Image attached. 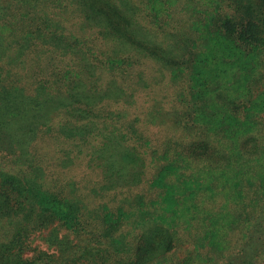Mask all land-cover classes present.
Instances as JSON below:
<instances>
[{"label": "trees", "instance_id": "obj_1", "mask_svg": "<svg viewBox=\"0 0 264 264\" xmlns=\"http://www.w3.org/2000/svg\"><path fill=\"white\" fill-rule=\"evenodd\" d=\"M0 264H264V0H0Z\"/></svg>", "mask_w": 264, "mask_h": 264}, {"label": "rangeland", "instance_id": "obj_2", "mask_svg": "<svg viewBox=\"0 0 264 264\" xmlns=\"http://www.w3.org/2000/svg\"><path fill=\"white\" fill-rule=\"evenodd\" d=\"M156 73H154L155 75ZM164 89H168V88H164ZM94 177L93 174L87 173L84 174V176H81L80 173H70L69 174V178L66 179V181H68L69 179H71L70 181H75L78 185V187H81L82 185H87L88 181H91L92 178ZM48 232L45 231L43 233H41L40 235H37L35 237V239L33 240V244L34 246H39V248L41 249H47L46 245L44 244V242L41 241V238L44 237Z\"/></svg>", "mask_w": 264, "mask_h": 264}]
</instances>
